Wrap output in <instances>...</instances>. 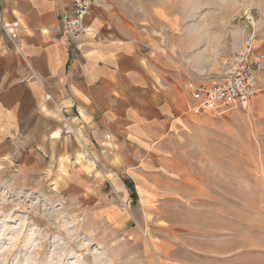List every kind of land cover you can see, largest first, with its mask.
<instances>
[{
	"label": "rangeland",
	"instance_id": "rangeland-1",
	"mask_svg": "<svg viewBox=\"0 0 264 264\" xmlns=\"http://www.w3.org/2000/svg\"><path fill=\"white\" fill-rule=\"evenodd\" d=\"M100 2L133 24L189 102L187 84L219 80L257 34L251 0ZM189 116L175 144L196 176L185 197L139 204L125 181L129 197L108 187L100 207L60 173L0 164V264H264V92L246 108Z\"/></svg>",
	"mask_w": 264,
	"mask_h": 264
},
{
	"label": "crops",
	"instance_id": "crops-1",
	"mask_svg": "<svg viewBox=\"0 0 264 264\" xmlns=\"http://www.w3.org/2000/svg\"><path fill=\"white\" fill-rule=\"evenodd\" d=\"M100 1L87 33L65 39L73 0H0V164L60 173L73 195L100 207L111 205L108 187L129 197L125 181L139 204L185 197L196 176L175 144L191 127L190 97L133 24ZM250 4L264 52V0ZM259 84L264 92V69Z\"/></svg>",
	"mask_w": 264,
	"mask_h": 264
},
{
	"label": "built area",
	"instance_id": "built-area-1",
	"mask_svg": "<svg viewBox=\"0 0 264 264\" xmlns=\"http://www.w3.org/2000/svg\"><path fill=\"white\" fill-rule=\"evenodd\" d=\"M93 4L94 0H73L71 11L61 19L62 38L72 39L87 33V20L92 14ZM256 39L255 32L248 35L245 46L234 54L228 70L219 80L187 84L192 95L188 105L190 115L199 117L246 108L262 93L258 76L264 67V52H256ZM73 131L71 125L64 128L66 135Z\"/></svg>",
	"mask_w": 264,
	"mask_h": 264
},
{
	"label": "trees",
	"instance_id": "trees-1",
	"mask_svg": "<svg viewBox=\"0 0 264 264\" xmlns=\"http://www.w3.org/2000/svg\"><path fill=\"white\" fill-rule=\"evenodd\" d=\"M132 187H133L132 185L131 186L129 185V188L132 189L133 197H135L136 196V193H135V190Z\"/></svg>",
	"mask_w": 264,
	"mask_h": 264
}]
</instances>
